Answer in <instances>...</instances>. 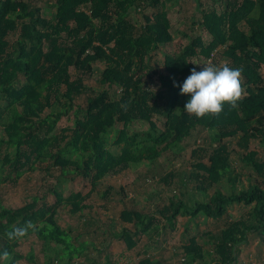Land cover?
<instances>
[{"label": "trees", "instance_id": "1", "mask_svg": "<svg viewBox=\"0 0 264 264\" xmlns=\"http://www.w3.org/2000/svg\"><path fill=\"white\" fill-rule=\"evenodd\" d=\"M175 1L55 0L53 19L45 20L31 1L0 0V185L47 165L52 169L51 163L58 175L50 191L53 205L38 195L17 209L0 205V264L35 263L33 252L16 251L28 235L42 243L45 264H74L92 243L79 242L81 236L72 238L58 224L62 207L70 206L72 214L87 209L81 193L64 197L65 180L87 178L94 187L109 174L133 169L147 185L148 168L176 159L193 134L201 140L175 184L171 171L151 179L162 185L158 193L165 192L167 201L154 210L150 203L140 210L130 201L119 221L132 228L104 235L132 250L144 234L174 232L179 217L219 220L229 207L241 205L250 208L249 217L207 232L210 251L184 246V264H237L250 236L264 242V156L256 151L264 154V0H192L199 14L189 19L192 34H183L188 42L179 50L164 54L158 72L150 54L174 41L167 3ZM197 28L207 37L193 36ZM216 52L242 69L241 97L235 107L226 103L219 114L198 118L184 110L189 97L179 86ZM96 63L104 64L98 80L103 89L82 107L76 100L88 89L83 76ZM152 76L155 90L144 87ZM70 117L73 127L56 134L60 120ZM138 121L148 130L130 132ZM242 171L249 172L247 184L238 188ZM138 264L161 263L144 257Z\"/></svg>", "mask_w": 264, "mask_h": 264}, {"label": "rangeland", "instance_id": "2", "mask_svg": "<svg viewBox=\"0 0 264 264\" xmlns=\"http://www.w3.org/2000/svg\"><path fill=\"white\" fill-rule=\"evenodd\" d=\"M24 1H31L33 5L38 7L42 19H53L55 0ZM237 1L240 2L242 0ZM206 2L210 3V0ZM167 7L174 41L172 44L161 47L156 52L150 54L152 66L158 72L164 70L162 63L165 53H173L187 44L188 40L183 37V34H186V32L192 34L189 29L191 26L189 19L194 17V20H197L199 17V14L196 13V3L192 0H178L173 5L171 2H168ZM241 27L243 28L244 26L241 25ZM193 36L207 37L199 28L194 29ZM9 39H16L15 34L11 35ZM212 58L213 62L209 60L204 66L211 63L221 66L225 63L223 57L217 52L213 53ZM202 68L203 66L197 71L202 70ZM103 69L104 64L96 63L93 65V73L83 76L84 84L88 89L85 94L76 100L77 105L84 107L88 97L96 96L103 89V86L98 83L100 72ZM74 76L72 80L75 79ZM144 87L155 90L158 87L157 78L155 76L145 78ZM117 92L120 93L121 91ZM46 113L47 111L44 115ZM162 123L161 119L156 120L159 128H162ZM73 125V117L69 119L62 118L54 129V132L56 134L62 133L66 127L71 128ZM148 128L149 126L146 122L138 121L130 126V132H143L147 131ZM3 134V131L0 130V138ZM112 136L110 137L111 140ZM199 140H201V136L193 134L182 144L184 148L177 155L176 159L164 158L159 163L157 162L156 165L148 168L150 177L147 185L142 183V179L133 169L109 174L99 182H96L97 184L94 187L92 186V180H88L87 178L76 177L73 182L65 180L62 184L64 197H69L71 194L77 192L81 193L84 197L82 204L86 205L87 209L72 214L70 206L62 207L57 215L58 224L68 231L72 238L81 236L78 240L79 242L85 240L88 243H92L85 254L77 256L74 259V264H138L144 257L157 260L161 264H184L185 258H187V254L183 251L184 246H191L194 243L205 251H210L211 248L205 236L207 232L216 233L221 228H225L229 222L248 218L251 212L250 208L241 205L229 207L226 215L219 220H211L202 216L194 219L179 217L174 232H169L167 235L163 232L159 236L152 237L144 234L140 237L137 247L132 250H128L122 241H111L109 240L111 236L104 235L108 230L120 232L122 227L132 228L131 225L123 224L119 221L120 212L124 208L131 207L130 201L140 210L145 209L149 203L153 210L156 205L162 206L167 201V194L165 192L159 194L158 191L162 188V185H158V183L154 184L153 181L156 180L155 182H157L160 177L171 171L173 176H176L173 179V184H175L177 175L189 167L193 144L195 141L200 142ZM106 147L114 153L118 152L117 146L107 145ZM3 149H6V146ZM256 151L261 156H264L261 150L256 149ZM237 165H240V163ZM47 167L48 165L43 169L38 168L32 172H26L18 179L4 181L0 185V205L6 208L17 209L27 203L30 197L34 195L42 196L47 205H53L55 198L50 191L54 188L58 175L55 176L52 173L55 170L53 169L55 167L53 163L50 164L52 169H47ZM240 174L239 182L236 185L238 188L246 187V178L249 172L242 171ZM109 186H112L113 190L110 194L103 195ZM222 186L228 188L226 181L222 183ZM120 188H123V195H127L126 197L118 193ZM124 201L126 205L123 204ZM85 219L88 220V223H85ZM74 244L77 245L75 242ZM16 251L22 256L33 252L36 258L35 263H29L21 259L16 264L46 263L43 257L45 253L44 247L33 235H28L22 239L16 247ZM237 264H264V242L259 237L250 236L247 244L242 247L239 253Z\"/></svg>", "mask_w": 264, "mask_h": 264}, {"label": "clouds", "instance_id": "3", "mask_svg": "<svg viewBox=\"0 0 264 264\" xmlns=\"http://www.w3.org/2000/svg\"><path fill=\"white\" fill-rule=\"evenodd\" d=\"M242 69L231 67L228 63L221 66L209 64L202 70L196 68L180 85V94L189 97L184 110L201 118L209 114H219L227 103L236 106L241 97ZM23 234V230H17Z\"/></svg>", "mask_w": 264, "mask_h": 264}]
</instances>
